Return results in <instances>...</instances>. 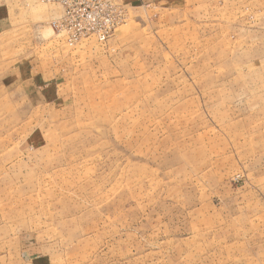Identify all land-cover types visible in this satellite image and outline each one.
I'll list each match as a JSON object with an SVG mask.
<instances>
[{"label": "rangeland", "instance_id": "rangeland-1", "mask_svg": "<svg viewBox=\"0 0 264 264\" xmlns=\"http://www.w3.org/2000/svg\"><path fill=\"white\" fill-rule=\"evenodd\" d=\"M121 2L0 0V264H264V0Z\"/></svg>", "mask_w": 264, "mask_h": 264}, {"label": "built area", "instance_id": "built-area-1", "mask_svg": "<svg viewBox=\"0 0 264 264\" xmlns=\"http://www.w3.org/2000/svg\"><path fill=\"white\" fill-rule=\"evenodd\" d=\"M54 1L61 5L63 13L53 26L70 43L88 38L104 42L122 20L121 0H47Z\"/></svg>", "mask_w": 264, "mask_h": 264}]
</instances>
